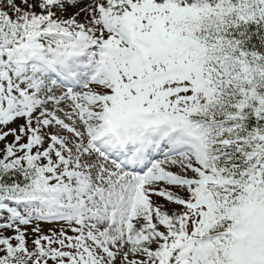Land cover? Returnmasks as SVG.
<instances>
[{"label":"snow or ice","instance_id":"obj_1","mask_svg":"<svg viewBox=\"0 0 264 264\" xmlns=\"http://www.w3.org/2000/svg\"><path fill=\"white\" fill-rule=\"evenodd\" d=\"M0 264H264V0H0Z\"/></svg>","mask_w":264,"mask_h":264}]
</instances>
